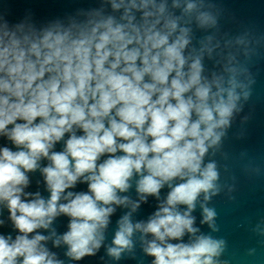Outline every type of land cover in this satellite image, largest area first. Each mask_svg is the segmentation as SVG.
Returning <instances> with one entry per match:
<instances>
[{
  "label": "clouds",
  "instance_id": "1",
  "mask_svg": "<svg viewBox=\"0 0 264 264\" xmlns=\"http://www.w3.org/2000/svg\"><path fill=\"white\" fill-rule=\"evenodd\" d=\"M212 7L206 0H103L39 28L30 12L16 23L0 14V138L12 145L0 147V215L7 210L16 233L0 234V264H65L49 241L66 246L71 261L102 246L113 261L135 259L137 239L152 264H230L221 259L226 239L211 234L220 231L208 206L222 190L220 171L205 158L221 148L255 78L232 52L217 53L218 70L205 74L204 58L213 59L219 43L208 35L190 48L191 25L216 28ZM235 43L246 45L247 34ZM243 55L248 61L255 50L245 47ZM37 171L47 198L26 191ZM78 184L87 191H74ZM133 187L136 199L124 195ZM149 197L156 210L134 221ZM198 205L208 234L196 226ZM117 208L128 211L105 245ZM61 216L68 225L58 234ZM250 231L264 247V217ZM256 255L250 248L244 258Z\"/></svg>",
  "mask_w": 264,
  "mask_h": 264
},
{
  "label": "water",
  "instance_id": "2",
  "mask_svg": "<svg viewBox=\"0 0 264 264\" xmlns=\"http://www.w3.org/2000/svg\"><path fill=\"white\" fill-rule=\"evenodd\" d=\"M206 2L214 5L206 10L217 15V27L204 30L197 28L193 23L191 25L193 40L190 45V48L198 49L200 40L208 35L214 37L213 44L219 43V48L213 53V59H209L207 55L204 58L205 74L218 70L215 63L219 59L217 53L227 55L232 52L237 54V60L241 64H247L255 78L252 95L248 101H242L243 109L234 116L221 148L214 156L211 155L210 150L209 156L205 158V162L210 159L216 160L220 171L219 183L222 186L220 194L213 197L208 204L209 207H215L219 214L217 224L220 226V231L211 234L223 237L227 241L228 249L221 259L230 260V264H264V247L258 243L259 238L250 231V228L264 217V0H206ZM102 3L103 0H0V14L6 15L10 22L16 23L30 12L33 22L39 28L55 20L66 23L68 17L76 16L80 10L100 8ZM170 4L171 0H169ZM103 6L106 11L111 12L110 5ZM174 11L177 15L180 14L179 10ZM244 34H247V44L237 45L235 38ZM229 41H231L230 46H226ZM245 47L255 50V55L248 61H245L243 55ZM3 146L12 147L9 141L0 138V147ZM62 148L63 142L58 143L54 150L60 151ZM41 164L44 166L47 161H42ZM29 176L31 183L26 191H39L47 198L49 193L39 171L30 173ZM229 186H234V191L231 193L228 191ZM74 191H87V185L78 184ZM167 191V188L161 190L162 198L166 196ZM124 195L136 199L135 188ZM229 195L234 196L235 200H229ZM157 204L155 197H149L147 202L142 203L133 214L134 221L147 220L156 210ZM126 211L128 209L117 208L112 216L105 245L111 243L116 221ZM193 215L196 217V226L201 232L210 233L211 230L207 225L200 224L199 205ZM7 217L8 212L4 209L0 218L5 220V225L0 226V234L14 236L16 233ZM67 225L68 218L61 216L54 221L53 227L58 234H63L67 231ZM42 233L48 234L43 230ZM184 239L186 242L188 238ZM47 247L55 252L58 258L64 260L65 264H152L153 260L143 253L138 239L135 248L136 258L125 256L120 261L111 260L106 254L105 246H102L95 256H86L80 261H71L64 255L67 251L66 246L56 248L49 241ZM250 248H256L257 255L245 259V253Z\"/></svg>",
  "mask_w": 264,
  "mask_h": 264
}]
</instances>
